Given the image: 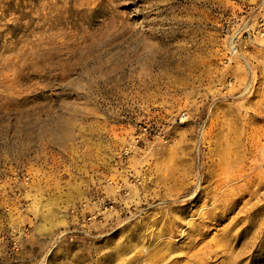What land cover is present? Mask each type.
I'll use <instances>...</instances> for the list:
<instances>
[{"label":"rangeland","instance_id":"rangeland-1","mask_svg":"<svg viewBox=\"0 0 264 264\" xmlns=\"http://www.w3.org/2000/svg\"><path fill=\"white\" fill-rule=\"evenodd\" d=\"M0 264H264V0H0Z\"/></svg>","mask_w":264,"mask_h":264},{"label":"built area","instance_id":"built-area-1","mask_svg":"<svg viewBox=\"0 0 264 264\" xmlns=\"http://www.w3.org/2000/svg\"><path fill=\"white\" fill-rule=\"evenodd\" d=\"M103 203V204H102ZM99 201L98 205L95 207L94 211L92 212L94 214L103 213L104 211H107L109 208L112 207L111 203L108 205L104 202Z\"/></svg>","mask_w":264,"mask_h":264}]
</instances>
